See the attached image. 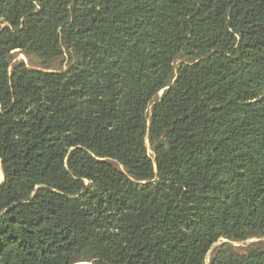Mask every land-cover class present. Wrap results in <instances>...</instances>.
<instances>
[{"label":"trees","instance_id":"1","mask_svg":"<svg viewBox=\"0 0 264 264\" xmlns=\"http://www.w3.org/2000/svg\"><path fill=\"white\" fill-rule=\"evenodd\" d=\"M0 165V264H264V0H0Z\"/></svg>","mask_w":264,"mask_h":264},{"label":"rangeland","instance_id":"2","mask_svg":"<svg viewBox=\"0 0 264 264\" xmlns=\"http://www.w3.org/2000/svg\"><path fill=\"white\" fill-rule=\"evenodd\" d=\"M24 58V55L21 52H18L16 55V59H21ZM3 180V173H2V169H1V165H0V182ZM253 239H249L247 241H243V242H234V245L238 248V249H243L246 245H248L250 242H252ZM207 262H209V256L207 258ZM77 264H93L90 262H81V263H77Z\"/></svg>","mask_w":264,"mask_h":264}]
</instances>
